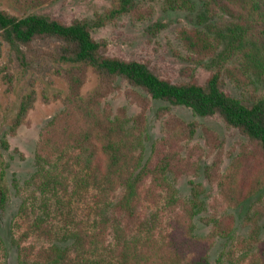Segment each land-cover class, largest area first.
Returning <instances> with one entry per match:
<instances>
[{
  "label": "trees",
  "instance_id": "obj_1",
  "mask_svg": "<svg viewBox=\"0 0 264 264\" xmlns=\"http://www.w3.org/2000/svg\"><path fill=\"white\" fill-rule=\"evenodd\" d=\"M30 1L35 6L48 0ZM133 1L114 0V6L99 14L94 22L77 18L67 23L43 13L19 17L0 8V35L8 43L10 51L27 65L43 56L48 58L49 64L54 66L69 89L63 100L64 110L49 121L36 147L39 171L45 172L41 174L43 191L52 189L54 198L43 195L32 199L36 214L31 217L30 224L39 235L54 232L57 239L61 233L71 236L78 248L71 254L66 247L53 244L45 251L46 264L105 262V257H97L90 251L97 249L99 242L105 240L107 227L87 226L84 219L76 218L80 209L77 204L67 212L74 215L75 225L72 227L58 225L55 219L46 217L51 205L59 206L62 200L80 204V191L71 192L70 198L63 194L72 190L66 172L80 173V181L84 182L86 190L94 188L92 196L96 206L103 205L104 218L111 215L107 210L113 195L119 190H122V195L117 207L129 216L137 213L143 201L162 203L156 220L162 222L165 219L169 224L166 236L155 232L157 224L154 223L148 231L139 230L128 237L122 225L113 223L116 241L112 247V264H212L210 251L217 237L232 238L235 229V216L221 209L238 208L250 197L264 192V96L250 91L249 98L245 99L228 93L222 88L221 71L211 74L204 84L195 78L174 82L147 60L108 55L106 42L97 40L92 30L100 21L113 20L131 12ZM200 1L206 12H211V18L222 17L219 12H225L230 20L221 31V25L218 26L215 20L218 36L196 29H181L180 35L186 46L195 54L202 55L217 49L219 45L215 41L220 40L225 44L222 53L231 57L243 55L245 70L232 67L239 86L249 83L250 70L264 74V0ZM167 2L173 8H194V0ZM42 44H48L49 48ZM89 71L98 76L99 82L85 97L82 89ZM119 81L128 84L124 92L139 106L132 126L124 108L113 113L103 104L109 95L122 91ZM35 97V94H30L20 105L12 120L13 134L27 121ZM153 100L165 101L169 105L159 108L158 115L163 117V136L153 144L151 155L145 159L143 133L147 111ZM170 105L185 106L202 117L220 116L228 127L238 129L245 136L239 153L226 171L222 169L224 140L220 135L213 128L203 126L206 147L200 144L188 147L199 123L186 121L174 113ZM206 156L212 157V163L205 168V173L209 181L217 185L220 198L211 204L210 215L202 218L206 224L212 225L211 231L198 236L194 233V217L204 207L200 197L204 188L193 181L192 196L186 200L179 195L170 177L177 179L184 174H196ZM62 164L71 169L61 167ZM219 203L221 208L217 207ZM247 214L252 241L245 239L239 244H244L247 251L254 248L256 251H253L251 259L248 253H242L241 248L230 252L233 257L240 252L241 259L251 261V264H264V240L260 241L258 217L252 210ZM45 221L51 229L44 227ZM29 258L20 249L19 264H30Z\"/></svg>",
  "mask_w": 264,
  "mask_h": 264
},
{
  "label": "rangeland",
  "instance_id": "obj_2",
  "mask_svg": "<svg viewBox=\"0 0 264 264\" xmlns=\"http://www.w3.org/2000/svg\"><path fill=\"white\" fill-rule=\"evenodd\" d=\"M114 6V0H48L39 5H32L30 0H0V8L19 17L30 13H43L60 18L70 23L74 19H87L97 21L101 13ZM208 11V10H207ZM207 13V14H206ZM222 17L214 16L206 12L205 6L200 0H194V8H173L167 0H134L133 10L118 16L116 19L100 21L92 30L93 36L106 42V53L128 60L149 61L164 77L174 82L189 81L195 78L204 84L208 77L217 72L222 73V88L228 93L249 98L250 91L264 96V74L256 70L248 72L249 83L239 86L235 82L232 67L238 66L245 70L244 56H228L222 53L224 42L215 41L218 46L212 52L197 55L190 50L182 40L180 31L189 28L210 35L218 36V29L214 25H221L219 30L226 28L230 17L225 12H219ZM49 48L48 44H42ZM46 57V56H45ZM48 58L38 59L32 64H24L10 51L9 45L0 35V264H19L20 249L24 256L28 255L30 264H46L45 251L53 244H57L74 254L77 246L72 242L71 236L66 237L61 233L58 239L56 233L39 235L30 224V219L36 214V208L31 205L33 198L43 195L54 198L52 189L44 192L39 165L36 158V147L41 132L49 121L65 108L64 97L68 94L66 82L50 65ZM99 82L98 76L89 71V77L82 89V95L88 96ZM121 92H115L104 100V106L116 113L120 108L125 109V116L129 125L134 124L133 117L138 113L139 106L131 101L124 92L128 84L119 81ZM35 94L33 108L30 109L27 121L23 123L16 134L11 132L12 120L19 111L22 102ZM169 105L161 100H153L147 111L146 128L143 133V151L145 159L152 152L153 144L163 136V117L158 115L160 107ZM171 110L186 121H196L199 128L188 147L200 144L206 147L202 128H213L224 140L223 171H226L232 160L239 153L240 146L246 140L238 129L228 127L220 116L202 117L196 115L185 106L170 105ZM8 143V145L6 144ZM212 157H204L201 167L196 174H184L180 178L171 180L174 182L181 197L188 200L192 196L193 181L202 184L204 193L201 199L204 201L202 211L194 217L195 231L198 236H205L211 231V224H206L202 218L211 213V204H215L220 198L216 184L209 181L205 168L211 165ZM49 167V164H48ZM61 167L71 169L68 165ZM69 175L71 191L63 193L70 198L71 192L80 191V204L62 200L59 206L51 205L46 212V217L55 219L56 224L74 226V215L68 214V209L77 204L79 215L76 218L85 220L87 226H98L101 229L107 227L104 233V241L99 242L97 249H92L90 254L97 257H105L103 264H112L114 252L112 250L115 240L113 223L122 225L126 236L132 237L137 231H148L155 223L156 233L166 236L170 226L166 220L159 222L156 216L162 210V203L152 204L143 201L137 213L129 216L122 212L117 203L122 195L119 190L113 195L111 206L107 212L111 213L104 218L102 206H96L92 194L94 188L86 190L84 182L80 181V173L66 172ZM62 178V177H59ZM66 184L60 186L64 187ZM4 200V201H2ZM221 208V203L217 205ZM227 211L235 216V229L232 238L217 237L210 251L212 264H251V261H243L240 252L233 257L230 252L234 248H241L242 253L251 252L239 244L247 239L252 241L250 225L247 224V216L252 213L258 217L260 241L264 240V192L250 197L238 208H227ZM155 218L153 219V217ZM104 218V219H103ZM96 219L97 221H93ZM103 219V220H102ZM151 220V222L148 221ZM120 222V223H118ZM45 225L51 229L46 221ZM261 228V230H260ZM44 229V228H43ZM45 231V230H43ZM112 231V232H111ZM261 231V233H260ZM2 239V240H1ZM260 243V242H259ZM258 243V244H259ZM234 261L232 262L231 261Z\"/></svg>",
  "mask_w": 264,
  "mask_h": 264
}]
</instances>
